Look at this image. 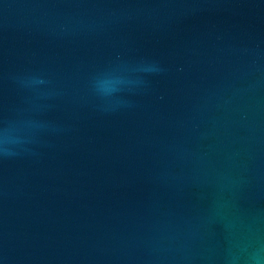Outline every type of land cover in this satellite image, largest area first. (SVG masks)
<instances>
[{
  "label": "water",
  "instance_id": "water-1",
  "mask_svg": "<svg viewBox=\"0 0 264 264\" xmlns=\"http://www.w3.org/2000/svg\"><path fill=\"white\" fill-rule=\"evenodd\" d=\"M0 264H264V0H0Z\"/></svg>",
  "mask_w": 264,
  "mask_h": 264
}]
</instances>
